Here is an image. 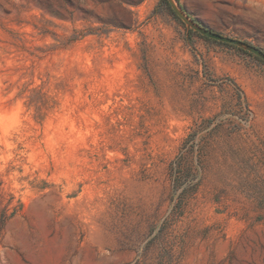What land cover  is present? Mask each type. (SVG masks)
Returning a JSON list of instances; mask_svg holds the SVG:
<instances>
[{
  "label": "rangeland",
  "instance_id": "rangeland-1",
  "mask_svg": "<svg viewBox=\"0 0 264 264\" xmlns=\"http://www.w3.org/2000/svg\"><path fill=\"white\" fill-rule=\"evenodd\" d=\"M264 53V0H171ZM0 264H264V59L169 0H0Z\"/></svg>",
  "mask_w": 264,
  "mask_h": 264
},
{
  "label": "water",
  "instance_id": "water-1",
  "mask_svg": "<svg viewBox=\"0 0 264 264\" xmlns=\"http://www.w3.org/2000/svg\"><path fill=\"white\" fill-rule=\"evenodd\" d=\"M172 8L174 9V11L187 23L189 24L190 26H192L196 31H198L200 34L210 38V39H213V40H217V41H221V42H225V43H229V44H234V45H240V46H244L248 51H250L251 53L261 57L264 59V53L258 49L257 47L255 46H252V45H249V44H246L238 39H234V38H231V37H228V36H224V35H221L215 31H212L210 29H206V28H202V27H199L193 23H191L188 18L183 14L181 13L177 7L173 4V2L171 0H169Z\"/></svg>",
  "mask_w": 264,
  "mask_h": 264
}]
</instances>
